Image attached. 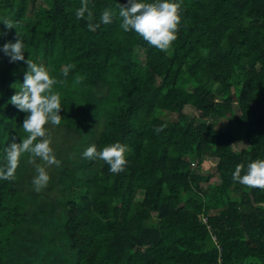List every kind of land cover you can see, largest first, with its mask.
<instances>
[{
  "label": "trees",
  "instance_id": "1",
  "mask_svg": "<svg viewBox=\"0 0 264 264\" xmlns=\"http://www.w3.org/2000/svg\"><path fill=\"white\" fill-rule=\"evenodd\" d=\"M127 2L89 0L94 23ZM80 6L0 0L25 61L63 81L61 124L46 125L60 166L25 153L15 178L0 180V264H264V189L233 180L238 164L244 175L264 160V0H182L167 52L125 32L118 15L90 31ZM0 31L3 167L5 149L28 135L27 113L9 103L28 66L2 51L18 30ZM115 142L129 146L119 174L83 156ZM36 164L50 175L40 192Z\"/></svg>",
  "mask_w": 264,
  "mask_h": 264
},
{
  "label": "clouds",
  "instance_id": "2",
  "mask_svg": "<svg viewBox=\"0 0 264 264\" xmlns=\"http://www.w3.org/2000/svg\"><path fill=\"white\" fill-rule=\"evenodd\" d=\"M118 12L112 8H105L100 14V23H94V12L89 6V0H81V6L76 10L78 20H86L90 31H96L100 24H111L117 15L121 19L120 27L125 32L134 31L142 37L149 45L167 52L178 38V31L182 21V0H128L127 4H118ZM7 29L18 30L16 42H8L3 45L2 51L10 58V62L25 61L26 43L19 31L18 22L7 17H0ZM0 35L7 33L0 31ZM28 66L24 75V81L13 87L18 91L11 97L9 103L18 110L27 113L23 121L22 129L28 135L17 143L15 140L5 149L6 165L0 167V180L11 181L20 164L22 154L29 153L38 157L46 165L57 167L61 161L57 159L52 147V139L46 125L59 126L62 121L60 112L62 110L60 93L54 86L63 81L52 77L44 64H37L31 58L27 59ZM72 65L62 69V74L67 77ZM163 130L156 127L154 131L158 134ZM129 146L115 142L105 146L98 151L95 144L87 148L83 156L89 160H102L108 166L110 172L119 174L127 166L126 153ZM35 164V160H32ZM238 164L233 173V180L249 188L264 189V160L257 159L247 165ZM37 175L32 184L35 191L40 192L45 188L50 175L44 166L36 164Z\"/></svg>",
  "mask_w": 264,
  "mask_h": 264
},
{
  "label": "rangeland",
  "instance_id": "3",
  "mask_svg": "<svg viewBox=\"0 0 264 264\" xmlns=\"http://www.w3.org/2000/svg\"><path fill=\"white\" fill-rule=\"evenodd\" d=\"M221 121L223 122L224 119H221ZM221 122V123H222ZM243 142H238V144L236 145L237 149H240L241 146H243ZM204 169L202 170L204 173H208L210 171H212V169H214L215 165H216V161L214 159H209V160H205L204 162Z\"/></svg>",
  "mask_w": 264,
  "mask_h": 264
}]
</instances>
